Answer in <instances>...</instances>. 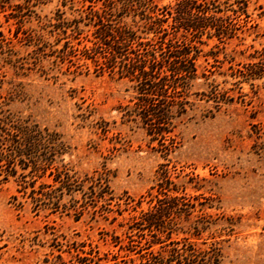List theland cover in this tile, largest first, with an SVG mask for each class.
<instances>
[{
    "label": "rangeland",
    "instance_id": "1",
    "mask_svg": "<svg viewBox=\"0 0 264 264\" xmlns=\"http://www.w3.org/2000/svg\"><path fill=\"white\" fill-rule=\"evenodd\" d=\"M174 2L157 0L161 7ZM11 3L24 4V21H7L10 10L0 13L7 39L0 44V113L31 119L60 134L67 149L55 166L81 180L106 169L114 198L110 205L98 202L93 208L84 198L86 185L84 192L62 198L66 209L52 213L44 204L36 208L31 190L23 191L15 177L0 176V264H141L138 255L125 257L127 252L114 238L126 244L128 235H134L129 227L148 210V193L158 183L162 165L168 166L177 185L187 186L189 195L214 200V209L207 214L223 213L237 221L232 236L220 227L212 229L217 236L222 233L216 241L225 240L224 264H264V155L254 151L252 130V125L264 124V85L258 82L252 90L244 84L241 100L229 76L231 66L254 61L252 56L264 47V18H258L264 0L250 5L256 22L238 38L201 46L200 74L210 75L209 80L194 82L192 106L165 146L123 118L124 108L134 103L131 83L97 73L80 55L63 60L65 36H51V28L42 30L44 24L55 23L59 12L68 21L80 18L88 3L84 8L77 0ZM82 29L85 37L88 29L83 25ZM212 50L219 52L220 63L204 57ZM210 84L232 89L234 102L215 108L213 101L201 96L210 91ZM49 175L38 179L36 189L42 184L59 186ZM73 206L78 212L71 210Z\"/></svg>",
    "mask_w": 264,
    "mask_h": 264
},
{
    "label": "trees",
    "instance_id": "2",
    "mask_svg": "<svg viewBox=\"0 0 264 264\" xmlns=\"http://www.w3.org/2000/svg\"><path fill=\"white\" fill-rule=\"evenodd\" d=\"M64 1L67 4L74 0ZM77 1L83 4L82 8L88 3L80 18L68 21L63 18L64 12H59L55 23L44 24L42 30L51 28L48 31L51 36H65L61 50L63 60L80 55L92 62L97 73H108L131 83L134 103L124 108L123 118L141 126L162 146L171 139L192 106L190 91L194 82L199 78L209 80L210 75L200 74L201 46L215 39L224 44L238 38L249 24L256 22L249 12L254 0H175L173 5L162 7L157 0ZM11 2L0 0V13L10 10L7 21L15 18L23 23L24 4ZM30 2L26 0L27 4ZM259 9L262 12L258 18L263 19L264 9L262 6ZM82 25L88 29L85 37ZM70 38L83 47L74 46ZM6 41L0 22V44ZM217 53L212 50L204 57L220 63ZM252 58V62L229 68V76L235 80L233 86L239 90L241 100L245 98L244 84L252 90L258 87V82L264 85V47ZM208 87L210 91L201 96L213 101L215 108L234 102V97L230 96L232 89L223 90L214 84ZM252 130L254 151L264 155V124H254ZM66 149L57 132L31 119L0 113V176L3 180L15 177L23 191L30 189L36 208L41 209L44 204L43 208L51 209L52 213L66 209L60 203L62 198L84 192L86 185L84 198L89 205L93 208L98 202L110 205L114 197L109 172L106 169L95 171L93 176L87 175L83 180L70 175L68 169L55 166ZM47 172L59 186L54 189L53 185L42 184L36 189L38 179ZM194 188L199 190V187ZM46 189L49 191L45 192ZM148 197V210L142 211L129 227L134 235H128L126 244H122L119 237L114 238L116 246L127 252L125 257L138 255L141 264H224L222 242L225 240L216 239L221 238L222 233L232 236L237 221L223 213L207 214L206 210L215 206L212 198L203 194L189 195L186 185H177L171 179L167 165L161 166L158 183L151 188ZM71 210L78 212L76 206ZM218 227L222 233L217 236L212 229ZM205 235L210 238L203 239ZM85 262L87 260L80 261ZM133 262L130 259V263Z\"/></svg>",
    "mask_w": 264,
    "mask_h": 264
}]
</instances>
